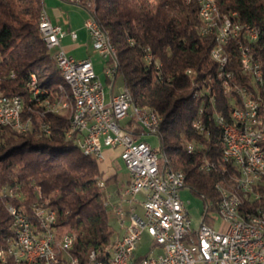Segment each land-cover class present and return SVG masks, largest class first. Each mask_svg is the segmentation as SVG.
<instances>
[{
	"label": "trees",
	"instance_id": "trees-1",
	"mask_svg": "<svg viewBox=\"0 0 264 264\" xmlns=\"http://www.w3.org/2000/svg\"><path fill=\"white\" fill-rule=\"evenodd\" d=\"M91 1L90 16L115 50L116 74L107 81L111 84L120 76L135 106L154 109L161 116L157 133L161 165L184 175L185 187L204 200L203 220L213 223L220 199L218 187L239 192L231 187L238 185L236 167L228 164L223 170L217 164L222 139L214 117L230 121L233 104L210 55L213 36L200 33L197 4L184 0ZM216 5L235 21L264 27V0H216ZM42 9L43 0H0V90L23 97V119L30 120L35 104L28 95L33 77L40 90L51 92L50 100L60 99L66 105L60 114L33 115L32 127L30 120L31 129L26 132L0 128V250L8 247L13 236L7 210L19 204L8 193L13 189L28 210L30 203L46 198L48 208L55 212L57 236L74 233L72 253L77 264H88L92 252L104 259L114 243L103 194L116 176H105L99 162L66 136L71 125L67 110L75 109V103L39 31ZM227 50L231 84L249 86L264 98V80L259 85L242 70L236 43L232 41ZM252 57L264 74V36L252 45ZM47 99H37L36 107H43ZM197 119L204 130L195 125ZM41 122L49 126L48 135L39 128ZM188 143L193 144L191 152ZM204 156L209 162L203 163ZM256 189L261 194L256 200L252 193L239 192L243 207L264 212V179Z\"/></svg>",
	"mask_w": 264,
	"mask_h": 264
},
{
	"label": "built area",
	"instance_id": "built-area-1",
	"mask_svg": "<svg viewBox=\"0 0 264 264\" xmlns=\"http://www.w3.org/2000/svg\"><path fill=\"white\" fill-rule=\"evenodd\" d=\"M85 8L89 18L84 22L92 45L109 62L105 67L108 79H114L116 65L112 52H107L103 38L90 16L91 0H70ZM195 2L201 19L200 33L213 36L214 45L210 50L211 58L217 64L220 77L224 80L226 97L233 104L231 114L238 118V127L220 126L222 139L221 161L223 170L228 164L235 166L239 184L235 186L239 192L252 193L253 199H260L261 194L256 189L264 176H247L241 167H237V151L246 149L247 158L253 164L264 166V103L258 102V90L246 85L231 84L232 72L227 71L230 62L227 47L234 41L239 52V62L244 72L250 73L257 69L256 59L252 57V45L264 36V27L259 29L246 23L233 20L230 16L215 13L209 0H184ZM236 16L235 13L231 14ZM42 30L44 38H48L49 48L53 49L54 59L62 67L69 78L76 82L79 91L77 109L67 110L71 113L72 130L69 140L86 146L87 152L95 158L104 157V149L117 150L119 157L129 172V182L124 195L130 202L136 201L142 195V213L134 207L127 212L128 225L124 234L116 239L110 247V253L104 259H97L96 252L89 264H101V260H109V264H264V235H257L250 229L234 226L233 221L222 222L220 230H215L205 222L204 216L196 230L191 226L189 214L179 196V190L185 187L180 183V177H174L168 168L163 167L157 148H153L143 137L155 135L154 122L151 115H139L128 105L124 89L118 94L106 97L104 87L94 70L89 58L76 59L68 55L60 46L67 34L74 40L75 31H66L61 26L53 24L48 14H44ZM242 33H250L252 43L242 42ZM260 76V75H259ZM12 77V75H11ZM49 90H36L32 85L28 95L33 97L35 104L31 108L32 116L43 117L49 111L60 114V99L50 100ZM48 98V106L36 107V100ZM9 99H16V111H9ZM20 95H8L0 90V128L6 127L16 132H26L31 127H24L20 119ZM63 115V114H62ZM215 121L217 123L216 117ZM195 125L204 130L200 119ZM43 133L49 134V126L39 124ZM188 152L193 150L187 145ZM209 162L204 156L203 163ZM101 181V187L103 186ZM11 197L19 200L18 206L9 205L7 210L11 217H16L15 228L22 229L28 252H18L13 244V254H22L19 264H77V256L72 253L76 235L64 232L57 236L55 229V212L48 208V200L30 203L29 210L21 201V194L9 189ZM38 198L41 196L38 192ZM223 196V195H222ZM228 201L229 207L244 208L242 202ZM117 215H123L121 206H116ZM256 210H262L257 208ZM254 210L253 219H256ZM34 216L43 217V226L50 227V236H43L35 230ZM143 233H146L154 244L161 249L154 253V247L146 256L137 257L136 250ZM12 242V237L10 238ZM13 243V242H12ZM8 260H0L7 264Z\"/></svg>",
	"mask_w": 264,
	"mask_h": 264
},
{
	"label": "bare ground",
	"instance_id": "bare-ground-1",
	"mask_svg": "<svg viewBox=\"0 0 264 264\" xmlns=\"http://www.w3.org/2000/svg\"><path fill=\"white\" fill-rule=\"evenodd\" d=\"M213 10L215 13H220L217 5L216 0H209ZM92 8V1H90V9ZM44 14H47L44 9L41 10L40 16H39V22H38V28L42 35V38L46 44V47L52 52V57L54 59V52L52 48H49L48 38H44V32L42 30V23ZM94 20V19H93ZM96 27L99 29V32L101 34V37L103 38V44L107 49V52H112V58L115 55V50L112 47L108 35L100 28V26L96 23L94 20ZM242 40L244 43H252V36L250 33H242ZM148 58V57H147ZM55 61V59H54ZM64 82L67 84V86L70 88L73 100L75 103V109L78 108L79 104V91L76 85V82L71 80L69 78V75L65 73V68L62 67L57 61H55ZM257 63V62H256ZM257 69L258 70H252V78L255 82H258L259 85L262 83V80H264V74H262V70L260 65L257 63ZM260 75V76H259ZM33 86L36 88V90H40L36 86V80L33 77ZM32 85V82H31ZM224 86V83H223ZM209 91V90H208ZM124 93L125 98L128 100V105L134 110L135 113L139 115H151L153 116L154 122H157L155 127V135L158 133L159 125L161 122V116L154 110L150 108H141L137 107L133 104L131 94L129 91L124 87ZM258 102L264 103V98H261V95H258ZM43 106H48V99L43 103ZM63 107L65 109L66 105L63 104V106H60V108ZM62 108V110H64ZM61 110V109H60ZM9 111H16V99H9ZM63 111H60V113ZM49 113H57L56 111H49ZM230 117L231 120L228 121L224 117H217V124L220 126H229V127H238V118H236L233 114H231L230 111ZM20 119L21 122L24 123V127H30V120L29 119H23V102H21V111H20ZM72 130V122L70 125L69 130L66 132V136L69 138V132ZM78 148L85 153L86 155L92 156L95 158L94 154L88 153L86 146L83 144H76ZM160 157V154H159ZM237 167H241L244 173H247V176H264V166L261 164H253L251 160L247 158V151L246 149H239L237 151ZM97 161L100 160V158H95ZM170 170V169H169ZM170 172L174 175V177H180V183L184 185L185 178L184 175L180 172H175L170 170ZM237 183L239 184V177L237 179ZM101 186V183H99ZM219 188L220 191V199L217 202V212L219 216L222 219V222H231V219L233 221L234 226H241L245 229L252 230L257 235H264V212L262 210L256 211V219H253L251 216H254V212L250 210H245L244 208H236V207H229L228 201L225 200L224 196L226 198H229L231 202H242L244 201L239 192L234 190H228ZM246 192H242L244 194ZM223 195V196H222ZM34 223H35V230L41 231V234L43 236H50V227L49 226H43V217L42 216H34ZM16 225V217H12V227H13V236H12V242L8 241V247L0 250V260L3 257V260H8L7 264H19V262H22V254H13V244L15 245V248L18 252H28V245H26L25 238L23 236L22 229L15 228ZM94 252H92L89 255V259H93ZM89 264V263H88ZM101 264H109V260H101Z\"/></svg>",
	"mask_w": 264,
	"mask_h": 264
},
{
	"label": "rangeland",
	"instance_id": "rangeland-1",
	"mask_svg": "<svg viewBox=\"0 0 264 264\" xmlns=\"http://www.w3.org/2000/svg\"><path fill=\"white\" fill-rule=\"evenodd\" d=\"M51 2V4H57L59 2H61V0H43V8H47L49 3ZM66 9L68 10V12L71 13L72 18L75 21H78L81 16L83 15L84 18H86V20L89 18V12L77 5L72 3H65ZM66 10V11H67ZM87 55H89V58L91 59L93 65H94V69L95 72L99 78V80L101 81L106 93L108 94V90H109V82L107 81V76L105 74V67L107 65V62L110 60L109 57L105 58L103 57L97 50H95L93 48L92 45V40L90 38V40H87ZM112 80V79H109ZM121 88L124 89L123 87V80L120 76H118L115 79V87H114V92H118L119 90H121ZM63 107H61L60 111L62 110ZM66 111V110H65ZM144 139L153 147V148H159V138L158 135H154V134H147L144 136ZM188 146H192V143H188ZM113 167L117 172L118 175V185L119 186H124V184L126 183V180H128L129 177V172L128 170L123 166L122 162L119 159H116L113 162ZM113 185L108 186L103 194V199L105 200V202H111L110 200V192L113 189ZM179 196L181 198V200L184 203V206L186 207L190 220H191V226L194 230H196L202 220V211L204 209V200L201 196H199L197 193H195L193 190H191L189 187H183L182 189L179 190ZM52 197V196H50ZM210 203V201H209ZM121 209L123 211H125L124 207L121 206ZM108 221L111 224L112 228L114 229V237H117L118 235H120L123 231V222L121 221V217H119L116 214V211L114 210V208H112V205H108ZM214 216V221L213 223H211L210 225L215 229V230H220L221 228V217L219 216L218 212L217 214H212ZM152 239L146 234L143 233L141 236V239L138 243V247L136 250V253L138 255H145L146 253H148L152 246Z\"/></svg>",
	"mask_w": 264,
	"mask_h": 264
},
{
	"label": "crops",
	"instance_id": "crops-1",
	"mask_svg": "<svg viewBox=\"0 0 264 264\" xmlns=\"http://www.w3.org/2000/svg\"><path fill=\"white\" fill-rule=\"evenodd\" d=\"M64 2L65 3H72L70 0H61V2H59L57 4H51V2H50L48 7L44 8V10L46 11V13L48 14V16L50 18V21L53 24L61 26L64 30H66L68 32L69 31H75L77 34V37L74 40L70 37L69 34L64 36L60 42V46L68 55L73 56L76 59L89 58V55L86 54L88 51L86 45H87V40H90V37H89V34L87 33L86 29L84 28V22L88 16L86 18H84L82 15L78 21H75L72 18L71 13L68 12V10L66 9L67 5H65ZM114 87H115V81L113 83L109 84L108 94L105 91L107 98H110L111 95L118 94L123 89V88H121V90H119L118 92H114ZM123 87H124V85H123ZM143 139H144V137H143ZM103 154H104V157H103L102 161H100V160L98 161L99 162L98 165H99L100 170L104 173L105 176H112V175L116 176V182L114 184H112L114 187H113V189L109 195L111 202H106V203H107V205H112V208H114V210L116 209L115 207L119 206V205L123 206L125 209V211L123 212V215H118L119 217L123 218V219H121V221L123 222L124 225H123L122 233L120 235H118L117 237L113 236L114 241H115L116 239L120 238L125 232V229L128 225L127 212L129 211V209L131 207H134L138 213H140V214L142 213V211H143V209L141 207L142 195H138L136 197V201L130 202L127 200V197L124 195L123 192H124L128 182H129V177H128V180H126V183L124 184V186H119L118 185V175H117L116 170L113 167V162L116 159H119L121 161V159L119 157V152L117 150L105 148ZM152 244H153V242H152ZM151 247H154V244ZM153 252L155 254L160 253L161 249L159 247L155 246L153 249ZM148 253H146L145 255H147ZM136 256L142 257L144 255L141 256V255H138L136 253Z\"/></svg>",
	"mask_w": 264,
	"mask_h": 264
}]
</instances>
